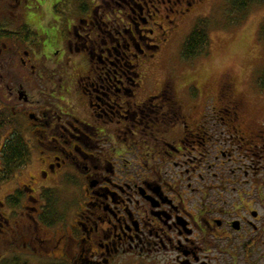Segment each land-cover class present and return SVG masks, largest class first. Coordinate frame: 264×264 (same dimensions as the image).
Wrapping results in <instances>:
<instances>
[{"label":"flooded vegetation","instance_id":"flooded-vegetation-1","mask_svg":"<svg viewBox=\"0 0 264 264\" xmlns=\"http://www.w3.org/2000/svg\"><path fill=\"white\" fill-rule=\"evenodd\" d=\"M196 1L73 0L61 28L23 13L14 29L0 24L17 37L0 38V102L24 120L30 149L27 182L10 194L31 210L29 255L264 264V91L223 76L217 105L199 113L201 97L168 63L158 91L147 90L148 68ZM47 204L59 208L53 224L40 219ZM48 229L53 238L36 236Z\"/></svg>","mask_w":264,"mask_h":264},{"label":"rangeland","instance_id":"rangeland-1","mask_svg":"<svg viewBox=\"0 0 264 264\" xmlns=\"http://www.w3.org/2000/svg\"><path fill=\"white\" fill-rule=\"evenodd\" d=\"M71 1L73 0H40V2L35 3L30 0L19 5L18 11L25 16L24 22L29 20L30 24L33 25L43 22L45 27H50L52 30L61 28L60 23L70 10ZM15 5H17L16 0H0V24H6L9 29H14V27L10 28V24H16L18 18L20 19L18 16L20 13L16 14ZM190 8L181 17L183 22L180 23L177 32L172 34L167 42H164L165 45L157 55V60L153 61V64L148 68V72L152 69L153 75L149 77L147 90L150 92L158 91L161 81L158 79L163 76V70L159 67L160 63L163 64V68L168 63V65L171 64L176 67L180 81L189 88L188 96L191 98L194 93L196 98L201 97V105L198 107L199 113L204 110L205 105L203 103L205 101L208 114L217 105L216 91L223 76L234 79L239 91L247 92L245 89L248 87L254 93L263 92L264 4H251L247 10L241 13L233 11L227 0H197L196 4ZM55 16L61 19L59 23L53 22ZM200 19H208L209 21L207 27L210 39L209 46L200 57L184 61L181 56L182 45ZM12 65H15V62H12ZM156 80L158 81L153 85ZM248 98L255 104L258 112L263 111V106H261L263 101L257 102L249 95ZM1 101L3 100L1 99ZM0 106L3 108L1 102ZM17 123L21 129L22 125H25L22 119L21 122ZM24 136L27 138L26 135ZM25 170L27 167L20 172L17 171L11 181L0 185V202L2 203L0 205V264H4L5 260L16 256L28 264H48V260H55L51 256L53 254L51 252L48 253L47 257L27 253L28 251L32 253L29 247H24V237L28 235L26 229L30 222L23 214L31 212V210L19 206L10 208L4 202V198L14 191L17 181L27 182L29 173ZM58 229H48L46 235L39 231L36 236L42 239H51L56 235L54 230ZM32 239L33 235L29 233L27 237L28 246ZM39 239L37 238L38 242Z\"/></svg>","mask_w":264,"mask_h":264},{"label":"trees","instance_id":"trees-1","mask_svg":"<svg viewBox=\"0 0 264 264\" xmlns=\"http://www.w3.org/2000/svg\"><path fill=\"white\" fill-rule=\"evenodd\" d=\"M232 10L241 13L247 10L251 4H264V0H227ZM208 19H200L193 28L192 32L185 39L181 48V56L184 61L193 60L200 57L207 51L209 46ZM0 38H12L16 41V35L4 31L0 27ZM11 114L0 108V185L12 180L15 173L31 160L30 149L26 139L18 124L14 121ZM8 207L14 208L18 204V198L13 195L5 197ZM59 215V208L56 204H47L40 217L45 224H53ZM4 264H28L18 256L11 257L3 262ZM49 264V263H48ZM53 264V263H50Z\"/></svg>","mask_w":264,"mask_h":264}]
</instances>
